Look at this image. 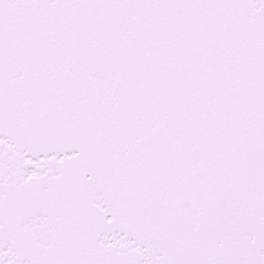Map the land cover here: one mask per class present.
Here are the masks:
<instances>
[{
  "label": "snow or ice",
  "instance_id": "snow-or-ice-1",
  "mask_svg": "<svg viewBox=\"0 0 264 264\" xmlns=\"http://www.w3.org/2000/svg\"><path fill=\"white\" fill-rule=\"evenodd\" d=\"M0 264H264V0H0Z\"/></svg>",
  "mask_w": 264,
  "mask_h": 264
}]
</instances>
